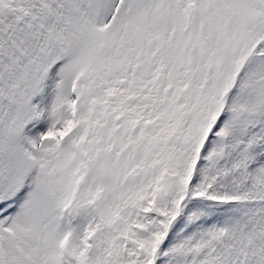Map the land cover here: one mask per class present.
I'll use <instances>...</instances> for the list:
<instances>
[{
	"label": "snow or ice",
	"instance_id": "6c2138e0",
	"mask_svg": "<svg viewBox=\"0 0 264 264\" xmlns=\"http://www.w3.org/2000/svg\"><path fill=\"white\" fill-rule=\"evenodd\" d=\"M0 264H264V0H0Z\"/></svg>",
	"mask_w": 264,
	"mask_h": 264
}]
</instances>
